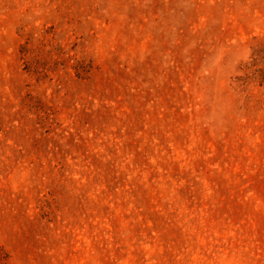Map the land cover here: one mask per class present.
<instances>
[{
  "label": "rangeland",
  "instance_id": "1",
  "mask_svg": "<svg viewBox=\"0 0 264 264\" xmlns=\"http://www.w3.org/2000/svg\"><path fill=\"white\" fill-rule=\"evenodd\" d=\"M0 264H264V0H0Z\"/></svg>",
  "mask_w": 264,
  "mask_h": 264
}]
</instances>
